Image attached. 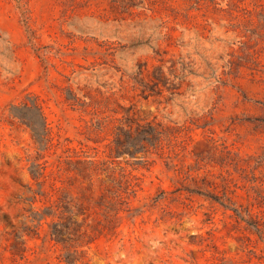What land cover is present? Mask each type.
Here are the masks:
<instances>
[{
  "label": "rangeland",
  "instance_id": "obj_1",
  "mask_svg": "<svg viewBox=\"0 0 264 264\" xmlns=\"http://www.w3.org/2000/svg\"><path fill=\"white\" fill-rule=\"evenodd\" d=\"M33 97L48 148L11 113ZM127 116L160 122L162 144L110 157ZM69 159H113L137 184L116 233L71 264H264V0H0V264H68L75 248L33 217L48 173L112 187L103 174L93 194Z\"/></svg>",
  "mask_w": 264,
  "mask_h": 264
},
{
  "label": "trees",
  "instance_id": "obj_2",
  "mask_svg": "<svg viewBox=\"0 0 264 264\" xmlns=\"http://www.w3.org/2000/svg\"><path fill=\"white\" fill-rule=\"evenodd\" d=\"M67 99H72L73 104H79L86 110L99 106V102L92 97L87 101L86 98L71 94ZM11 113L31 129L33 138L40 147L48 148L52 144L46 118L37 97L28 98L21 105H14ZM164 139L165 132L160 122L154 120L140 122L127 116L120 119V123L114 129L110 157L122 155L136 157L139 153L146 156L152 148H158ZM67 164L74 166L83 175L93 194L96 192V182L101 180V175L105 174L106 180L112 184V187L107 188L106 192H100V190L97 197L83 194L81 191L75 194L73 191H68L63 184H57L59 179L57 180L53 176V171L48 173V192L42 194L48 195V212L46 210L43 214L34 212L33 217L39 221V224L42 219L51 218L49 232L52 239L62 244L64 248H75L74 252L70 250L64 259L68 264H71L73 260L70 256L78 252V247L91 243L101 235L116 233L119 227L120 213L130 210V195L135 192L137 184L132 179L133 175H130L131 173L124 167L115 165L113 159H69ZM38 166L36 170L31 171L34 177L44 178L40 182V185L43 186L46 174L43 170L44 166L40 164ZM58 170L60 171L61 167ZM34 193L35 195L31 199L33 203L36 202V195L41 192ZM85 198L93 200L96 207L101 209L100 214L92 217V222H89L91 214L84 208L83 200Z\"/></svg>",
  "mask_w": 264,
  "mask_h": 264
}]
</instances>
